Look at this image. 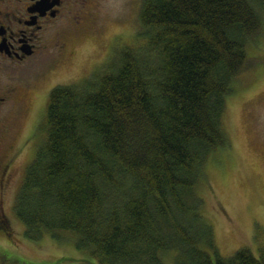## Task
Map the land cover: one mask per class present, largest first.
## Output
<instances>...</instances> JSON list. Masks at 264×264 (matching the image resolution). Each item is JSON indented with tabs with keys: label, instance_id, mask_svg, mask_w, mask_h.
Returning a JSON list of instances; mask_svg holds the SVG:
<instances>
[{
	"label": "trees",
	"instance_id": "trees-1",
	"mask_svg": "<svg viewBox=\"0 0 264 264\" xmlns=\"http://www.w3.org/2000/svg\"><path fill=\"white\" fill-rule=\"evenodd\" d=\"M139 21L146 43L116 68L51 90L12 212L30 239L74 231L96 258L53 264H264V248L219 254L200 192L230 149L227 96L260 61L264 0H141Z\"/></svg>",
	"mask_w": 264,
	"mask_h": 264
},
{
	"label": "rangeland",
	"instance_id": "rangeland-1",
	"mask_svg": "<svg viewBox=\"0 0 264 264\" xmlns=\"http://www.w3.org/2000/svg\"><path fill=\"white\" fill-rule=\"evenodd\" d=\"M140 7L141 0H97V28L76 37L79 54L73 63L53 66L46 58L38 61L39 68L35 66V72L29 68L20 71L21 82L18 83L29 85L37 97L29 113L27 111L19 121L15 143L20 145L31 128L34 133L16 161L12 189L6 196L8 204L13 201L14 189L16 191L23 181L25 168L43 144L42 126L38 130L37 127L46 113L51 90L60 83H76L88 76L108 73L119 64L125 47L143 46L145 38L138 34ZM260 41L258 48L250 45L251 52L258 55L260 61L254 69L240 76L245 75L241 89L227 96L225 126L230 149L218 151L216 161L206 168L207 181L200 187L203 210L213 225L219 254L226 258L243 247L260 256L264 248V38ZM7 80L5 74L4 81ZM12 209L8 206L0 209L7 216L11 236L0 231L1 252L33 264H53L61 256H71L74 261L85 258L96 261L77 247L79 236L74 231L58 232V237L51 232L44 233L36 240L30 239L25 234L23 221Z\"/></svg>",
	"mask_w": 264,
	"mask_h": 264
},
{
	"label": "flooded vegetation",
	"instance_id": "flooded-vegetation-1",
	"mask_svg": "<svg viewBox=\"0 0 264 264\" xmlns=\"http://www.w3.org/2000/svg\"><path fill=\"white\" fill-rule=\"evenodd\" d=\"M98 17L97 0H0V209L14 206L6 196L16 161L34 132L31 128L20 145L15 143L19 121L37 97L29 85L18 83L20 71L35 72L46 58L53 66L73 63L79 54L76 37L97 28Z\"/></svg>",
	"mask_w": 264,
	"mask_h": 264
}]
</instances>
